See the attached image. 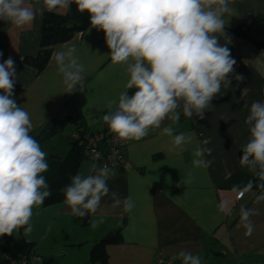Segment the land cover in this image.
Listing matches in <instances>:
<instances>
[{
	"label": "crops",
	"instance_id": "obj_1",
	"mask_svg": "<svg viewBox=\"0 0 264 264\" xmlns=\"http://www.w3.org/2000/svg\"><path fill=\"white\" fill-rule=\"evenodd\" d=\"M41 7L42 0H27ZM236 16L229 19L227 46L235 59L231 86L212 101L203 119L181 112L175 133H195L196 141L184 151L171 150V138L150 129L140 141L129 140L125 161L114 168L108 181L111 191L120 198L131 196L135 207L125 212L105 197L95 214L75 216L63 201L34 207L30 223L32 232L23 229L12 234L9 250L22 256L16 248L19 238L33 246L31 264H94V246L105 241L107 264H156L161 253L166 260L180 264L172 257L181 251L201 255L204 264H264V188L255 174L239 164L241 146L246 143L248 129L244 120L253 101H264V0H234ZM65 13L67 10H57ZM43 16L30 26L15 27L0 21V63L11 57L17 80L16 103L27 110L34 123L32 136L55 115H72L66 127L40 146L48 157L61 158L73 145L78 127L109 130L102 116L108 102L124 91L126 66L111 62L103 31L86 28L67 41L54 45L48 63L41 70L32 61L40 50ZM242 23L250 26L249 37L238 35L233 28ZM224 41L221 40V43ZM65 46H75L76 55L85 66V87L67 93L58 73L54 54ZM235 74L244 77L237 82ZM250 89L240 98L241 90ZM130 92V90H129ZM226 121V122H225ZM210 138L208 167L193 168L192 150L197 141ZM93 163L84 158L77 172L89 173ZM172 166V167H171ZM191 174L189 183L177 184ZM249 182L250 190L245 191ZM225 208L221 210L220 205ZM241 206L255 210L250 220L251 234L240 221ZM95 225V227H93ZM116 231V232H115ZM115 232V233H114ZM113 233L111 240L107 238ZM2 236H0L1 243ZM8 251V250H7ZM6 253L0 248V257ZM38 257V258H37Z\"/></svg>",
	"mask_w": 264,
	"mask_h": 264
},
{
	"label": "clouds",
	"instance_id": "obj_2",
	"mask_svg": "<svg viewBox=\"0 0 264 264\" xmlns=\"http://www.w3.org/2000/svg\"><path fill=\"white\" fill-rule=\"evenodd\" d=\"M73 3L79 13H87L89 30L103 31L111 62L126 66L124 91L108 102L102 116L109 130L121 140L140 141L150 129H157L171 138L173 151L192 145L195 133L176 134L172 123L179 121L181 112L203 119L222 88L231 86L236 61L227 46L231 40L226 27L236 16L234 0H42L39 8L27 0H0V21L15 27L30 26L38 15L68 10ZM54 56L66 92L82 91L86 69L75 46H65ZM234 78L238 83L244 79L240 74ZM16 80L15 62L9 57L0 63V236L20 229L28 236L33 230L34 207L51 195L42 175L49 168L47 153L30 134L34 130L30 113L13 98ZM129 90H133L131 94ZM249 91L243 88L240 98ZM244 107L248 109L244 124L249 135L241 146L239 164L264 181V101L245 103ZM165 120L172 123L165 124ZM210 142L205 138L195 143L193 168L211 164L205 159L212 151L207 147ZM114 175L107 164L91 165L88 174L77 172L63 189V203L73 215L84 217L95 214L102 200L109 197L113 206L122 205L125 212H131L135 207L132 197L121 199L109 188L108 181ZM190 180L189 173L177 187ZM251 187L249 182L245 191ZM255 214L244 206L239 210L249 235L253 230L250 218ZM172 259L180 264H204L201 255L187 251Z\"/></svg>",
	"mask_w": 264,
	"mask_h": 264
},
{
	"label": "trees",
	"instance_id": "obj_3",
	"mask_svg": "<svg viewBox=\"0 0 264 264\" xmlns=\"http://www.w3.org/2000/svg\"><path fill=\"white\" fill-rule=\"evenodd\" d=\"M90 26L87 13L81 14L77 11L75 3L65 13L58 11L45 12L43 15L42 26L40 30V50L38 55L32 59L38 69H42L48 63L54 45L59 42H64L75 36L76 34L84 31ZM232 31L238 35L249 37L250 26L247 23H242ZM258 45H264V41H257ZM133 90H130L131 94ZM72 115H55L47 124H45L38 133L33 137L38 141H46L54 134L62 131ZM77 131H87V129L78 127ZM242 153L240 151V157ZM85 158V150L83 146L73 142L69 151H67L61 158L48 157L46 158L49 168L47 172L42 175L48 181L51 195L45 199V204H54L64 200L63 189L70 183L71 178L75 175L79 163ZM257 178V176L255 175ZM12 235L2 236L0 248L2 250H9ZM16 248L22 251V256L31 255L32 244L24 240L23 237L19 238L16 243ZM91 261L94 264H107V253L105 250V241L97 243L92 251ZM44 264H54L52 260L45 261Z\"/></svg>",
	"mask_w": 264,
	"mask_h": 264
},
{
	"label": "built area",
	"instance_id": "obj_4",
	"mask_svg": "<svg viewBox=\"0 0 264 264\" xmlns=\"http://www.w3.org/2000/svg\"><path fill=\"white\" fill-rule=\"evenodd\" d=\"M73 142L83 146L85 158L97 166L107 164L114 169L125 161V149L128 141L121 140L110 130L76 131L73 134ZM33 257H35L34 254L20 256L8 250L0 257V264H31ZM156 264H173V261L166 260L161 253H157Z\"/></svg>",
	"mask_w": 264,
	"mask_h": 264
},
{
	"label": "water",
	"instance_id": "obj_5",
	"mask_svg": "<svg viewBox=\"0 0 264 264\" xmlns=\"http://www.w3.org/2000/svg\"><path fill=\"white\" fill-rule=\"evenodd\" d=\"M116 232V231H115ZM114 232V233H115ZM112 237H113V233L107 238L108 240H111L112 239Z\"/></svg>",
	"mask_w": 264,
	"mask_h": 264
},
{
	"label": "rangeland",
	"instance_id": "obj_6",
	"mask_svg": "<svg viewBox=\"0 0 264 264\" xmlns=\"http://www.w3.org/2000/svg\"><path fill=\"white\" fill-rule=\"evenodd\" d=\"M173 264H175V262H173Z\"/></svg>",
	"mask_w": 264,
	"mask_h": 264
}]
</instances>
